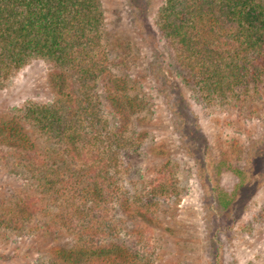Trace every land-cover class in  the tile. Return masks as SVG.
I'll return each mask as SVG.
<instances>
[{
  "label": "trees",
  "instance_id": "16d2710c",
  "mask_svg": "<svg viewBox=\"0 0 264 264\" xmlns=\"http://www.w3.org/2000/svg\"><path fill=\"white\" fill-rule=\"evenodd\" d=\"M126 2L135 18L117 15L130 32L121 38L103 0H0V90L41 60L51 93L0 109V175L21 182L10 195L0 187V241L32 240L33 264H160L152 235L180 189L169 160L144 173L145 72L161 92L177 78L195 99L247 116L264 99V0ZM214 243L208 264H222Z\"/></svg>",
  "mask_w": 264,
  "mask_h": 264
},
{
  "label": "rangeland",
  "instance_id": "374dc122",
  "mask_svg": "<svg viewBox=\"0 0 264 264\" xmlns=\"http://www.w3.org/2000/svg\"><path fill=\"white\" fill-rule=\"evenodd\" d=\"M103 4L108 27L121 38L128 37L126 27L116 23L118 14L135 18L126 0H103ZM158 4L155 1L151 9ZM128 20L124 21L131 29ZM142 51L150 60V49L145 46ZM46 78V63L31 61L0 90V109L28 99H50ZM143 79L153 108L144 128V173L151 176L169 160L171 182L180 189L179 200L161 207L152 235L164 244L160 264L179 260L208 264L216 253L206 249L208 241L216 242L213 245L223 256L222 264H264V99L256 101L257 114L247 116L195 99L177 78L163 84V92L159 91L161 83L147 72ZM189 121L197 122L199 132L188 133L193 129L192 124L187 128ZM20 183L12 175L1 174L2 195H10L9 187ZM223 200H231V211L222 209ZM162 226L168 234L161 233ZM35 255L30 239L0 241V264H33Z\"/></svg>",
  "mask_w": 264,
  "mask_h": 264
}]
</instances>
